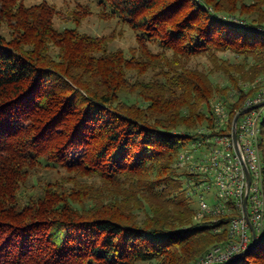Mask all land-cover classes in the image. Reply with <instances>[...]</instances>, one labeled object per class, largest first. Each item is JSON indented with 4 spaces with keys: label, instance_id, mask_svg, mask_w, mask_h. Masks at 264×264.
I'll return each instance as SVG.
<instances>
[{
    "label": "trees",
    "instance_id": "obj_1",
    "mask_svg": "<svg viewBox=\"0 0 264 264\" xmlns=\"http://www.w3.org/2000/svg\"><path fill=\"white\" fill-rule=\"evenodd\" d=\"M98 5L135 46L81 31L88 6L59 29L50 0H0V264H196L240 215L200 213L179 160L217 103L234 120L264 87V0ZM256 235L224 264H264Z\"/></svg>",
    "mask_w": 264,
    "mask_h": 264
},
{
    "label": "built area",
    "instance_id": "obj_2",
    "mask_svg": "<svg viewBox=\"0 0 264 264\" xmlns=\"http://www.w3.org/2000/svg\"><path fill=\"white\" fill-rule=\"evenodd\" d=\"M259 78L257 81L263 80ZM264 101V87L250 99L243 108L250 110L240 114L237 119L236 132L238 147L234 141V120L228 106L217 103L213 107L216 126L202 128L192 151L182 153L179 160L181 167L196 172L201 177L202 190L200 213H218L227 209L226 202L235 201L240 215L230 222V241L215 245L201 256L196 264H224L233 261L242 251L248 249L252 242L251 224L247 218L244 200L248 181L245 165L251 173V186L248 194V215L256 232L264 234V184L263 163L259 141L261 124L264 120V105L253 107ZM195 151H198L196 153ZM245 164V165H244ZM215 188L217 198L223 200L213 204L204 194H210Z\"/></svg>",
    "mask_w": 264,
    "mask_h": 264
},
{
    "label": "rangeland",
    "instance_id": "obj_3",
    "mask_svg": "<svg viewBox=\"0 0 264 264\" xmlns=\"http://www.w3.org/2000/svg\"><path fill=\"white\" fill-rule=\"evenodd\" d=\"M27 3H38L44 0H24ZM49 1V0H47ZM50 2L56 4L61 10L60 14L56 15L54 18V22L56 27L59 29H64L68 26H75V23L70 19L71 11L78 9L80 6H88L91 13L82 20L80 23L79 29L81 31L96 35V36H111L112 37V47L116 49V47L122 48H130L136 45L135 35H133V31L126 26L124 23L120 22L118 19H106L103 18L99 11L100 7L98 5V0H50ZM227 57H232L231 53H224ZM233 58V57H232ZM196 62H201L202 65L204 63L208 64V60L206 58H200ZM215 79L219 81H225V78L215 74ZM262 78V77H261ZM264 80V79H263ZM262 135V134H261ZM194 149V148H193ZM198 153V151H195ZM57 174L54 173L53 177L57 178ZM191 190L192 199L194 200L195 205L199 206L201 201V194L203 193L199 187ZM215 188L211 191V194H207L204 192L206 199L210 203H212V199H216L215 197Z\"/></svg>",
    "mask_w": 264,
    "mask_h": 264
},
{
    "label": "water",
    "instance_id": "obj_4",
    "mask_svg": "<svg viewBox=\"0 0 264 264\" xmlns=\"http://www.w3.org/2000/svg\"><path fill=\"white\" fill-rule=\"evenodd\" d=\"M262 105H264V101L263 102H261V103H259V104H257V105H255V106H253V107H259V106H262ZM251 108H246L245 110H243L242 111V113H244V112H246V111H248V110H250ZM239 116H240V114H238L236 117H235V119H234V125H235V130H234V141H235V143H236V145L235 146H237L238 145V136H237V133H235L236 132V125H237V119L239 118ZM238 147V146H237ZM245 165V164H244ZM245 167V171L244 172H246V176H247V181H248V189H247V194H246V196H244L245 197V200H244V204H245V209L244 210H246V213H247V218H248V220L250 221L249 223L251 224V231H252V242H251V245H250V247H248V249H246V250H244V251H242L241 253H239L237 256H236V258L234 259V261L236 260V259H238V258H240L241 256H243V255H245L249 250H251L252 249V247H254L255 246V244H256V242H257V232H256V230H255V227H254V225H253V223H251V219H250V217H249V215H248V211H247V209H248V194H249V190H250V186H251V173H250V171L248 170V167L245 165L244 166Z\"/></svg>",
    "mask_w": 264,
    "mask_h": 264
}]
</instances>
